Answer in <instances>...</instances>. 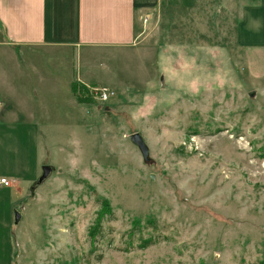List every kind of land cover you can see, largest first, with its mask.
Segmentation results:
<instances>
[{"label":"rangeland","instance_id":"374dc122","mask_svg":"<svg viewBox=\"0 0 264 264\" xmlns=\"http://www.w3.org/2000/svg\"><path fill=\"white\" fill-rule=\"evenodd\" d=\"M175 2L139 55H81V81L116 96L81 104L38 147L48 177L7 196L12 264H264V47L225 40V0Z\"/></svg>","mask_w":264,"mask_h":264},{"label":"crops","instance_id":"0c3cea01","mask_svg":"<svg viewBox=\"0 0 264 264\" xmlns=\"http://www.w3.org/2000/svg\"><path fill=\"white\" fill-rule=\"evenodd\" d=\"M165 1L0 0V180L11 182L0 184V228L7 220L2 211L7 196L11 200L14 189L42 176L46 151L39 157V145L56 129L81 127V103L73 93L74 83L77 96L89 86L81 81V55L98 50L139 55L148 24ZM201 1L179 0L175 7L203 11ZM225 2V40L234 31L240 47H264V0ZM161 59L165 64V55ZM188 73L194 74L192 68ZM10 254L0 237V264H12Z\"/></svg>","mask_w":264,"mask_h":264},{"label":"built area","instance_id":"2783aa9c","mask_svg":"<svg viewBox=\"0 0 264 264\" xmlns=\"http://www.w3.org/2000/svg\"><path fill=\"white\" fill-rule=\"evenodd\" d=\"M83 88L79 91V96L84 99H91L95 101V99L100 100L103 103H107L111 98L115 96V92L110 90L109 88H94L91 86H82ZM0 184L5 187H10L11 182L7 179H1Z\"/></svg>","mask_w":264,"mask_h":264},{"label":"water","instance_id":"95a60500","mask_svg":"<svg viewBox=\"0 0 264 264\" xmlns=\"http://www.w3.org/2000/svg\"><path fill=\"white\" fill-rule=\"evenodd\" d=\"M130 141L139 148V150L141 151L143 158L145 161L149 160V147L147 146V144L145 143L144 139L142 138V136L138 133L133 134L130 136ZM44 171V175L42 177L41 180H44L46 177H48V175L51 172V168L50 167H44L43 168ZM19 218V217H17Z\"/></svg>","mask_w":264,"mask_h":264},{"label":"trees","instance_id":"16d2710c","mask_svg":"<svg viewBox=\"0 0 264 264\" xmlns=\"http://www.w3.org/2000/svg\"><path fill=\"white\" fill-rule=\"evenodd\" d=\"M81 89H82V88H81ZM73 93L76 95L78 101H79L81 104H93V101H92L91 99H89V98L84 99V98H81V97L77 96V83H74V84H73ZM102 206L104 207V211H101V212H100V217H99L100 219H97L96 227L94 228V232H93V234H92V238H93V239H95L96 231H97V228H99L101 221L103 220L104 216L107 215V214H105V211H109V210H111V209L109 208V204H108L107 201H103V202H102ZM146 243H147V242H146ZM146 243H145V244H146Z\"/></svg>","mask_w":264,"mask_h":264}]
</instances>
